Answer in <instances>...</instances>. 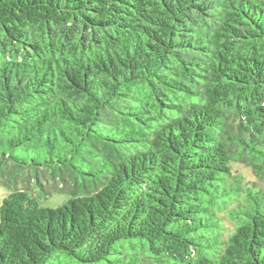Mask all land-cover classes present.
I'll return each instance as SVG.
<instances>
[{
	"label": "trees",
	"instance_id": "1",
	"mask_svg": "<svg viewBox=\"0 0 264 264\" xmlns=\"http://www.w3.org/2000/svg\"><path fill=\"white\" fill-rule=\"evenodd\" d=\"M263 184L264 0H0V264H264Z\"/></svg>",
	"mask_w": 264,
	"mask_h": 264
},
{
	"label": "rangeland",
	"instance_id": "2",
	"mask_svg": "<svg viewBox=\"0 0 264 264\" xmlns=\"http://www.w3.org/2000/svg\"><path fill=\"white\" fill-rule=\"evenodd\" d=\"M32 186H33V183H32L31 180H29L28 187L26 185V188H27V190L29 192L32 193L33 197L38 200L40 206L43 207V208L55 209V208L59 207L60 205H62V203L64 201H66L67 198H68L67 193L53 191V190H51V187H50V195L49 196H47L45 198H43V197H40L39 198L38 194L34 191V189L32 188ZM263 187H264V184H263ZM23 188H25V186ZM8 193H9L8 188L6 186H4V185H0V204H1L2 199Z\"/></svg>",
	"mask_w": 264,
	"mask_h": 264
}]
</instances>
